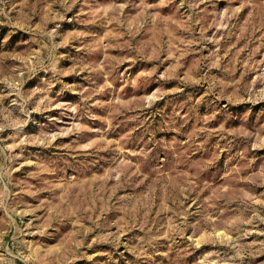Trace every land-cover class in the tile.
Listing matches in <instances>:
<instances>
[{
  "label": "rangeland",
  "instance_id": "obj_1",
  "mask_svg": "<svg viewBox=\"0 0 264 264\" xmlns=\"http://www.w3.org/2000/svg\"><path fill=\"white\" fill-rule=\"evenodd\" d=\"M0 264H264V0H0Z\"/></svg>",
  "mask_w": 264,
  "mask_h": 264
}]
</instances>
